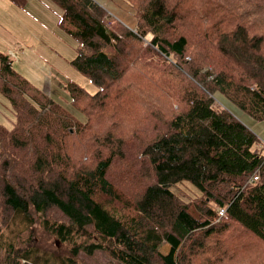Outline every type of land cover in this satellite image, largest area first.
<instances>
[{
  "label": "trees",
  "instance_id": "1",
  "mask_svg": "<svg viewBox=\"0 0 264 264\" xmlns=\"http://www.w3.org/2000/svg\"><path fill=\"white\" fill-rule=\"evenodd\" d=\"M51 1L97 90L65 84L81 120L0 52L15 116L0 125V264H244L264 249V145L216 101L264 121V0H124L135 30L95 0ZM12 224L28 243L4 238Z\"/></svg>",
  "mask_w": 264,
  "mask_h": 264
},
{
  "label": "rangeland",
  "instance_id": "2",
  "mask_svg": "<svg viewBox=\"0 0 264 264\" xmlns=\"http://www.w3.org/2000/svg\"><path fill=\"white\" fill-rule=\"evenodd\" d=\"M119 21L135 30L136 20L133 10L124 0H95ZM60 7L51 0H0V52L10 55L13 62L24 61L29 64L28 71L22 75L32 83L37 84L51 98L65 106L77 118L84 120L81 114L69 100L64 88L68 81H73L94 93L97 90L87 77L79 73L71 65L75 55L77 41L68 35L58 25ZM216 101L222 103L257 136V146H262L264 141V121H257L237 109L231 103L223 101L216 95ZM15 123V116L7 98L0 92V125L9 129ZM185 198L198 195L200 192L190 183H183L174 187ZM5 231H8L5 232ZM28 229L24 224H12L8 230L2 232L4 238L10 233L17 245L28 243ZM238 243L247 242L257 245L255 241L244 232L233 230ZM1 233V234H2ZM227 238V237H226ZM242 240V241H240ZM23 241V242H22ZM32 238L30 243H35ZM234 241V240H233ZM168 244H162L159 250L166 253ZM238 262L244 264H264V249H249L238 252ZM262 255V256H261ZM204 255L202 257H206ZM103 264H116L108 255H98ZM87 264L92 263L87 259ZM201 261L198 263L202 264ZM93 264V263H92Z\"/></svg>",
  "mask_w": 264,
  "mask_h": 264
},
{
  "label": "crops",
  "instance_id": "3",
  "mask_svg": "<svg viewBox=\"0 0 264 264\" xmlns=\"http://www.w3.org/2000/svg\"><path fill=\"white\" fill-rule=\"evenodd\" d=\"M23 61H19V62H13L12 65H13V68L22 75L25 74L26 71H28L29 69V64H27L23 58H21ZM23 76V75H22ZM25 77V75H24ZM26 78V77H25ZM32 83V82H31ZM35 84V83H33ZM37 86V84H35Z\"/></svg>",
  "mask_w": 264,
  "mask_h": 264
},
{
  "label": "built area",
  "instance_id": "4",
  "mask_svg": "<svg viewBox=\"0 0 264 264\" xmlns=\"http://www.w3.org/2000/svg\"><path fill=\"white\" fill-rule=\"evenodd\" d=\"M263 145H264V141H263ZM257 179V176H254L250 181L252 180H256ZM225 211L223 209H219V215L222 216L224 215Z\"/></svg>",
  "mask_w": 264,
  "mask_h": 264
}]
</instances>
